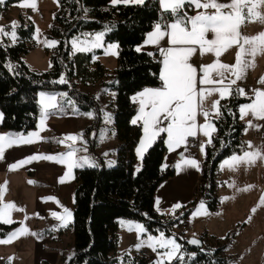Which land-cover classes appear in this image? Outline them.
Instances as JSON below:
<instances>
[{"label":"trees","instance_id":"trees-1","mask_svg":"<svg viewBox=\"0 0 264 264\" xmlns=\"http://www.w3.org/2000/svg\"><path fill=\"white\" fill-rule=\"evenodd\" d=\"M12 1L15 0H6L4 4ZM58 3L59 7L46 31L48 37L57 40L54 48H47L52 61L49 70L33 71L22 58L35 46L33 23L26 15H18L16 42L10 44L5 38L0 41V111L3 117L0 126L10 132L30 131L36 126L40 112L38 91L67 90L78 109L93 110L95 113L92 123L85 127L87 131L99 123L100 111L95 97L76 88L74 78L79 77L83 83L100 80L102 86L115 90L113 124L118 140L116 162L111 166L75 167L73 218L68 224L72 229L73 251L63 263L111 264L117 260L111 253L115 252L118 243V218L141 221L151 233L159 230L168 233L171 225L183 215L187 217L186 214L166 217L154 206L158 184L174 171L172 165L161 168L166 151L165 133H161L148 147L141 167L135 169V146L142 128L131 121L137 106L130 95L143 87L161 85V56L155 59L146 50L137 51L136 45L156 22L174 17L160 8L158 0L116 5L111 0H58ZM99 29H107L104 34L106 42L118 43L117 65L111 74L98 61L95 67L89 66L93 54L101 52V49L70 55L71 37ZM63 71L68 80L61 83L59 76ZM247 100L248 97L238 95L234 90L228 98L220 99L221 115L212 118L216 129L211 135V144L206 145L202 175L196 186V194L212 210H217L219 204L215 179L218 162L244 147V124L239 118L238 105ZM17 224V221L7 225L0 223V237L6 236ZM233 234L234 231L228 233L227 241ZM197 240L198 244L185 241L184 257L187 251L194 254L188 262H183L184 258L179 264H224L228 261L229 258L222 254L227 241L208 243L204 237ZM125 258L131 264H150L149 257L144 255ZM41 264H49V261L42 259ZM171 264H177V259Z\"/></svg>","mask_w":264,"mask_h":264},{"label":"crops","instance_id":"crops-1","mask_svg":"<svg viewBox=\"0 0 264 264\" xmlns=\"http://www.w3.org/2000/svg\"><path fill=\"white\" fill-rule=\"evenodd\" d=\"M23 2L24 0H15L7 3V5L3 4L9 11L7 21L11 26L13 22L17 21L19 13L26 15L32 21V39L34 40L35 46L25 53L22 58L33 71L41 72L49 70L52 66V61L47 48H54L57 44V40L55 38L48 37L46 35V31L50 28L54 17V12L59 7L58 0H36L37 8L35 10L32 8L19 6ZM158 4L162 9L160 0H158ZM184 11L189 16H191L195 15L199 10L194 9L192 6L186 5ZM84 15L88 16L87 14ZM1 17L2 16L0 14V26L4 28L3 24L5 19ZM173 19H164L156 22L154 26L146 32L144 39L136 45V48L146 50L153 54L157 46L147 43L148 35L155 30V25L157 23H170ZM106 30L107 29L85 31L78 36L71 37L70 55H74L77 52H88L93 51L94 49H101V52L93 54L91 59L92 63H90L89 66L91 68L95 67V62L98 61L108 69V74H111L117 65L118 43L116 41L106 42L104 40V34ZM242 31L249 36L256 35L260 31H264V25L259 23H250L242 28ZM100 33H103L100 40L101 46H91V44L95 42V37ZM2 38H4V36H0V41ZM209 38H211V34L209 35ZM16 40L17 34L15 40L10 37V44H14ZM74 40L78 41L79 46L87 47L88 50L77 51L72 43ZM46 41H55L56 43L54 46L50 47ZM163 43L164 42H162V44ZM236 52L237 49L233 47L232 49H229L227 52H225L219 59L224 63L233 64L235 61ZM154 58L157 59L158 57ZM191 59L195 65L199 66L202 64H210L214 62L215 58L213 54L201 55L199 52H197ZM161 70L162 64L160 66V71ZM261 77H264V55L257 56L255 60V67L248 70L246 79L238 81L239 86L243 88L248 94L246 97L249 98V100L238 105V112L240 106L251 102L250 97L252 96L253 89H264V85L258 83V80ZM59 80H68L65 71L60 74ZM74 81L77 83L76 88L88 92L95 97L97 105L99 104L105 109L110 108V112L112 113L111 117L113 118L112 111H114V106L112 102L113 97H115L114 89L102 86L100 80L83 83L80 82L79 77H75ZM225 83H227V81ZM160 86L143 87L133 92L130 95V99L133 101L132 98L137 96L146 88H158ZM198 87H200L199 84ZM208 87L213 86L209 85ZM234 87L236 86L234 85ZM41 93H44L46 96L56 97L57 107L54 109H48L47 115H45L43 106L40 104ZM109 95L112 97L110 100H107ZM217 99H220L219 94H213L211 97L205 100V107L211 108L213 101ZM37 101L40 106V112L37 116L36 126L33 129L26 133L10 132L1 128L0 126V135L13 133L27 137L33 132L39 134V138H34L33 143L15 145L5 151L4 159L0 160V186H3L7 182V190L4 193L3 202L14 203L18 209H23V211H12L11 218L13 221H17L18 224L8 234L23 227L27 222L33 233L31 238L33 249L35 251L34 264H41L42 259H46L49 261V263L51 262L49 258L50 252L43 249L46 238L38 236L36 228L40 227L42 229V227H44L48 222L49 224L53 222L62 223L53 216V213L64 215L65 208H67L72 213L73 218L75 168H73L71 175H68L66 163H58L56 161L44 159L33 160L30 163H26L15 170H11L10 166L18 163L21 160H26L31 156L50 155L59 157L61 154L66 155L69 151L73 150H76L74 159L83 161L86 154L82 151V148L85 149V146L90 143V141H85L86 136L82 134V129L92 122L95 113L91 110L85 111L78 109L73 99L69 97L67 90L57 92L40 90L37 93ZM134 103L136 104L137 109L132 115L131 121L134 120L139 114V104L138 102ZM99 105L98 108H100ZM0 114H2L1 111ZM103 114L104 113L102 112V121L104 117ZM213 117L218 116L213 114L209 118L211 123L215 126L212 120ZM41 119L44 120L43 127L41 126ZM249 120H253V124L258 125L259 127L250 128V140L248 141L245 139V130ZM241 121L244 124L242 134L244 140L243 149L238 153H233L222 158L218 162L215 169V179L217 181L216 193L219 196L217 210L210 209L206 205L205 201L200 198V195L196 194V186L201 178L203 163L206 156L205 148L206 145L209 144L207 143L208 137H206L203 134V131L199 128L197 135L193 138V140L187 138L186 144L180 145L175 149H170L168 147L167 134L165 133L166 151L161 162V168L165 169L167 166L172 165L174 171L172 175L165 178L158 184L155 190L154 206L159 213L164 214L166 217H174L172 215H175L176 217L180 214H186V216L192 222V230L194 224L196 223L198 226V231L189 232L186 235L187 238L190 236H194L196 238L204 237L205 239H213L214 241H219V243H221L226 242L229 237L228 233L234 231L233 236L229 238V241H227V244L222 251V254L229 258L224 264H264V235L263 237H259L258 235L260 230L256 229L254 225L255 216L261 215L264 209V206L259 205L261 197L264 196V160H257L255 164L250 166L241 164L236 170H232L224 164V162L226 160H230L233 155H242L244 151L252 150L248 148V142H251L254 147L264 145V120H254L251 114H249ZM205 123V118L202 115H198L197 124L204 125ZM99 124L93 128L97 131L96 133L99 137V142L96 145L97 150L99 151V158L102 162L101 165L111 166L116 162V153L111 149H115L118 144V140L114 134L109 116L107 124L108 127L106 130L107 133L100 134L101 125ZM137 124L141 125L142 133L135 146V169H139L142 164L143 156L141 158L137 152V149L140 147V142L144 139L142 121H137ZM164 124L166 125L167 121H165ZM212 133L213 132H211V135ZM69 135H75L78 137V139L76 141L67 140L66 137ZM108 136H110V147L107 139ZM58 141L63 142L61 143ZM108 150L111 151L108 152ZM187 160H196L199 164V167L197 168L186 164L185 161ZM83 166H85V164ZM61 180H64V182L61 183ZM30 181H34V183H29ZM233 183H235L236 187L229 186ZM249 185L253 187L248 191L238 190L247 188ZM50 197L54 199H49ZM225 197H228V199H225ZM192 201L194 202L193 205L190 209H188V211L185 212ZM200 203H204L205 205L204 208H201V212L203 214L200 220H195L193 218V214L196 211L197 206L201 205ZM176 204H180L182 207L177 209L175 208ZM254 207L257 210L253 214L252 209ZM250 216L251 221L249 222ZM215 217L219 218L220 220L218 226H215L214 224L210 226L204 222L205 220L213 219ZM119 219L120 218H118L117 231L118 240L120 239ZM71 220L69 222H71ZM138 222L142 223L141 221ZM222 222L223 225L221 228H219V230H217ZM126 223L129 234L134 235L139 233L135 229L131 231L129 230V225H135L137 222L129 220ZM44 232L50 233V231L47 229H45ZM161 232L164 233V236H166L164 230H159L157 233H151L146 230L144 233H139V238L146 241L149 236L159 237ZM8 234L4 237H0V240L6 239ZM181 242L182 241L180 240V244L182 246ZM141 248H146L148 250L150 264H155L153 254L156 252L165 251L164 249L158 248L157 251L154 252L147 246H143ZM141 248H136V250L131 253L125 252L122 254L124 257L115 254L116 251L112 252L111 255L116 256L117 260L111 264L116 263L117 261L121 260V258L124 259V264H131L129 260L125 258V256L129 257L130 254H134ZM58 252H60V250H58ZM5 261L7 264H10L9 261ZM165 264H168V262L165 261Z\"/></svg>","mask_w":264,"mask_h":264},{"label":"snow or ice","instance_id":"snow-or-ice-1","mask_svg":"<svg viewBox=\"0 0 264 264\" xmlns=\"http://www.w3.org/2000/svg\"><path fill=\"white\" fill-rule=\"evenodd\" d=\"M111 2L113 5L120 3L142 4L144 0H111ZM4 3L5 0H0V5ZM160 4L164 11L170 12L174 17L170 23H157L155 30L147 38V43L157 46L162 57L160 61L162 70L159 74L161 86L146 88L132 98L134 102L139 104V114L132 120V123L136 124L137 121H142L143 124L144 139L137 149L141 158L144 151L161 133L167 134V143L170 149L186 144L188 137L197 135L198 128L208 137L207 143L211 144V132L215 131V126L209 118L213 114L221 115L220 99L228 98L234 90L238 95L247 96L248 94L239 86L238 81L246 79L248 70L255 67L256 57L264 55V31L252 36L242 31V28L250 23L264 25V0H160ZM186 5L199 11L195 15L189 16L184 11ZM19 6L35 10L37 3L36 0H24ZM11 27L13 30L6 32L0 26V36H10L15 40L16 22H13ZM210 34L211 38H209ZM102 35L103 33L98 34L91 46L100 47ZM162 42L164 43L162 44ZM46 43L51 47L56 42L46 41ZM72 43L77 51L88 50L87 47L79 46L76 40ZM233 47L237 49L234 63L222 62L219 58ZM136 50L140 51L141 49L137 48ZM197 52L201 55L213 54L214 62L206 65H195L191 58ZM226 81L227 83H225ZM63 82L61 80V83ZM258 83L264 85V77H261ZM209 85L213 87H208ZM234 85L236 86L235 89H233ZM215 93L219 94L220 99L213 101L211 108H206L205 100ZM250 100V103L240 106V119L243 120L251 114L254 120H264V89H253ZM40 104L43 106L45 115H47L48 109L57 107L56 97L41 93ZM198 115L205 118L206 123L204 125L197 124ZM2 118V114H0V120ZM165 121H167L166 125L164 124ZM43 124L44 120L41 119L42 127ZM247 124L249 128L259 127L253 124V120H249ZM34 138H39V134L33 132L27 137L13 133L0 135V160L4 159L7 149L15 145L31 144L34 142ZM66 139L76 141L78 137L69 135ZM58 142L62 143L63 141ZM248 148L252 150L244 151L242 155H233L230 160L224 162L225 166L236 170L241 164L250 166L255 164L257 160H264V145L254 147L251 142H248ZM75 151H69L66 155L61 154L59 157L50 155L31 156L11 165L10 168L15 170L33 160L44 159L66 163L68 175H71L73 168L89 163L87 158H84L83 161L74 159ZM185 163L199 167L196 160H187ZM63 182L64 180H61V183ZM29 183H34V181ZM229 186L236 187L235 183ZM252 187L249 185L247 188L238 190L248 191ZM6 190L7 182L0 186V223L5 225L15 223L11 218L13 210L23 211V209H18L14 203L3 202ZM49 199L54 198L50 197ZM259 205L264 206V196L261 197ZM180 207L182 205H175L177 209ZM200 207L204 208V205L201 204ZM256 210L255 207L252 209L253 214ZM53 216L62 222L61 226L66 227L72 218V213L65 208L64 215L53 213ZM250 221L251 216L249 217ZM133 229L139 233L146 231L141 224H130L129 230ZM28 234L33 233H30L27 227H21L8 234L6 239L0 240V244L11 243L13 240ZM190 243L198 244L199 241L193 239ZM143 246L151 248L154 252L158 248L165 250L158 253L159 259L155 264H165V261L171 264L173 259L181 261L184 259L181 253V244L177 243L175 238L165 237L162 232L159 237L149 236L146 241L141 240L135 245L137 249Z\"/></svg>","mask_w":264,"mask_h":264},{"label":"rangeland","instance_id":"rangeland-1","mask_svg":"<svg viewBox=\"0 0 264 264\" xmlns=\"http://www.w3.org/2000/svg\"><path fill=\"white\" fill-rule=\"evenodd\" d=\"M1 18H3V17H1ZM111 97L112 96L109 95L107 97V100L108 99L110 100ZM114 98L115 97H113V102H112L113 106H114V102H115ZM91 111H93V110H91ZM99 111H100V115H101V117L99 119L100 124L98 123L99 125H101L100 134L107 133L106 130L108 127V125H107L108 124V116L110 117L111 126L114 130V125H113V121H112L113 118L111 117L112 113L110 112V108L105 109V108L100 106ZM102 112L104 113L103 114V116H104L103 121H102ZM101 121H102V123H101ZM91 123H89L87 125V127ZM85 127H83V129H82V134L84 136H86L85 141H87V142L90 141V143H88L85 146V149L82 148V151L85 152V154H86L85 158H87V160L89 162V163L85 164V166H92V165H98V164L101 165L102 162H101V159L99 158L100 157L99 151L97 150V146H96L99 142V137L96 133L97 131L95 129H93L94 127H91L90 129H87V131H88L87 132V131H85ZM114 134H115V132H114ZM96 135H97V137H96ZM107 139H108L109 147H110V143H111L110 142V136H108ZM245 139L248 141L250 140V128L248 127V125H247L246 130H245ZM93 140H94L95 148H94ZM92 144H93V146H92ZM111 150L115 151L114 148ZM111 150H108V152H110ZM200 204L204 205V203H200ZM200 206L201 205L197 206L196 211L193 214V218L195 220H200V218L202 217L203 213L201 212ZM205 208H207V207H205ZM198 212H199V214H197ZM209 212H211V211H209ZM172 216L175 217V215H172ZM129 220L133 221V222H137V224L142 225V223L138 222L137 220L129 219L126 217H122V218L120 217V219H119V222H120L119 223L120 239L118 240L117 247L115 250L116 251L115 254H117V255L122 256V254H124L125 252L131 253V252L135 251L136 250L135 245L140 243V241L142 240L139 238V236H140L139 233H136L134 235H131L128 233L126 222ZM254 221H255V223H254L255 228L260 230V233L258 236L263 237V235H264V209H263L261 215L255 216ZM204 222H206L210 226L213 224L215 226H218V223L220 222V220H219V218L215 217L213 219L205 220ZM61 225H62V223H60V222H53L50 224L48 222L45 224L44 227H42V229L40 227L36 228L37 235L46 238V242L43 245V249H45V251L50 252L49 258H50L51 262L49 264H63L64 261L68 258V256L73 251L72 229L71 228L69 229L68 224L66 227L61 226ZM222 225H223V222L221 223V225L218 227L217 230H219V228H221ZM23 227H27L29 229L30 233H32L31 228L28 226L27 222L25 223V225ZM191 227L188 228L187 230H185V232H184L185 235H187L191 231L192 232L198 231L197 230L198 226L196 223L194 224L193 230ZM61 228H62V230H60ZM170 228H171L170 232H168V233L166 232L165 237L175 238L177 243L180 244V240H181L180 234L181 233L178 232V229L176 228L175 224L171 225ZM45 229L49 230L50 233H45L44 232ZM31 235L32 234L21 236L15 240H13L11 243L0 244V264H7L5 260L9 261L10 264H34L35 263L34 262L35 251L33 249ZM186 239H188V238L186 237ZM207 240H208V243H214L215 242L213 239H207ZM181 243H182L181 253L183 254V257H184V253H185V251H183L184 242L182 241ZM144 249H146V248H141L140 250H138L134 254H139V255H144V256L149 257L148 252H145V253L143 252ZM58 250H60V252H58ZM158 253L159 252H156L155 254H153L154 262H156L159 259ZM134 254H130L129 257L133 256ZM193 254H194V252L187 251V254L184 257L185 260L183 259L184 260L183 262H188L189 259L193 256ZM41 255H42V253H41ZM122 257H124V255ZM180 262H181V260L177 259V264H179ZM124 263H125L124 259L121 258V260L117 261L114 264H124Z\"/></svg>","mask_w":264,"mask_h":264},{"label":"built area","instance_id":"built-area-1","mask_svg":"<svg viewBox=\"0 0 264 264\" xmlns=\"http://www.w3.org/2000/svg\"><path fill=\"white\" fill-rule=\"evenodd\" d=\"M0 14L1 16L5 19V22L3 24L4 28H5V31L6 32H11L12 31V28L11 26L9 25V22L7 21V18L9 16V11L8 9L2 5L1 6V10H0ZM4 38L10 43L9 39H10V36H4ZM153 56L154 57H159L160 56V53H159V50H158V47L155 48L154 52H153ZM194 137H188V139L190 140H193ZM176 228L178 229V232H180L179 234L181 235V240L184 242L185 244V241L187 240L186 239V235H185V230H187L188 228H190L192 226V222L189 220L188 217H184L180 220H178L176 223ZM143 252H148L147 249H144Z\"/></svg>","mask_w":264,"mask_h":264},{"label":"water","instance_id":"water-1","mask_svg":"<svg viewBox=\"0 0 264 264\" xmlns=\"http://www.w3.org/2000/svg\"><path fill=\"white\" fill-rule=\"evenodd\" d=\"M193 239H196V240H197L196 237H194V236H190V237H188L187 241L190 243V241L193 240Z\"/></svg>","mask_w":264,"mask_h":264}]
</instances>
